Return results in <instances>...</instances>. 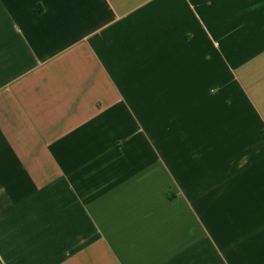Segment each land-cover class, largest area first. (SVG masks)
Instances as JSON below:
<instances>
[{"label": "crops", "instance_id": "0c3cea01", "mask_svg": "<svg viewBox=\"0 0 264 264\" xmlns=\"http://www.w3.org/2000/svg\"><path fill=\"white\" fill-rule=\"evenodd\" d=\"M0 264H264V0H0Z\"/></svg>", "mask_w": 264, "mask_h": 264}]
</instances>
